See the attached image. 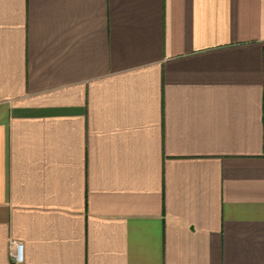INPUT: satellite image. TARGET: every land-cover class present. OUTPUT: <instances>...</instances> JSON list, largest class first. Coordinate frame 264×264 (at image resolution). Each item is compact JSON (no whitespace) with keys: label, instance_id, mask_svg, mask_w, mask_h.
Segmentation results:
<instances>
[{"label":"crops","instance_id":"obj_1","mask_svg":"<svg viewBox=\"0 0 264 264\" xmlns=\"http://www.w3.org/2000/svg\"><path fill=\"white\" fill-rule=\"evenodd\" d=\"M0 264H264V0H0Z\"/></svg>","mask_w":264,"mask_h":264},{"label":"built area","instance_id":"obj_2","mask_svg":"<svg viewBox=\"0 0 264 264\" xmlns=\"http://www.w3.org/2000/svg\"><path fill=\"white\" fill-rule=\"evenodd\" d=\"M10 256L12 258V260L14 261V263H20L22 260V245L19 242H11L10 243Z\"/></svg>","mask_w":264,"mask_h":264}]
</instances>
